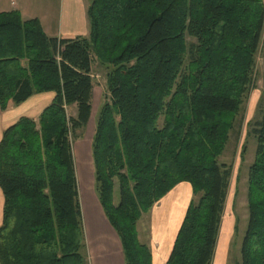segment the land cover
I'll return each instance as SVG.
<instances>
[{
  "label": "trees",
  "instance_id": "16d2710c",
  "mask_svg": "<svg viewBox=\"0 0 264 264\" xmlns=\"http://www.w3.org/2000/svg\"><path fill=\"white\" fill-rule=\"evenodd\" d=\"M87 17L88 36L64 38L0 13L1 111L56 94L0 142V264H87L72 139L92 117L96 62L109 98L92 144L95 191L126 264H153L138 223L181 183L193 197L167 264H213L232 178L219 158L253 86L264 0H91ZM260 113L240 264H264V100Z\"/></svg>",
  "mask_w": 264,
  "mask_h": 264
},
{
  "label": "crops",
  "instance_id": "0c3cea01",
  "mask_svg": "<svg viewBox=\"0 0 264 264\" xmlns=\"http://www.w3.org/2000/svg\"><path fill=\"white\" fill-rule=\"evenodd\" d=\"M60 5L56 4L54 0H0V13L17 10L21 13L24 20L38 18L42 23L44 31L50 37H78L74 35L65 37L60 34V26L62 24H73L78 21L69 6L63 9ZM81 23L83 30L80 33H84L79 36L86 37L90 33V28L87 34L86 24ZM73 33L78 32L71 30L67 34ZM55 97L56 94L50 92L36 94L20 105L11 103L9 109L5 112L0 109V142L4 131L8 127L15 124L21 117L38 119L42 112L52 104ZM88 152L90 155L87 154ZM88 158L91 169L88 167ZM81 163H87L85 167L87 172L92 171L91 149L88 151V149L81 147L77 148L75 159L77 174L79 173L77 165H81ZM192 197L191 185L181 183L149 212L152 214L153 222H151L150 237L148 238L147 245L152 251L153 264H167ZM4 206L5 197L0 188V227L3 225ZM85 211L88 215L85 227L87 255L90 264H126L120 238L106 217L98 198H94L90 208L84 206L83 213ZM233 223L229 220L228 223L224 224V219L222 221L213 264H228L234 232Z\"/></svg>",
  "mask_w": 264,
  "mask_h": 264
},
{
  "label": "rangeland",
  "instance_id": "374dc122",
  "mask_svg": "<svg viewBox=\"0 0 264 264\" xmlns=\"http://www.w3.org/2000/svg\"><path fill=\"white\" fill-rule=\"evenodd\" d=\"M56 4H61L60 7L64 9L66 6L70 7L74 16L78 20L75 23L62 24L60 26V34L67 37L68 35L79 36L83 30V24H86V33L89 32V22L87 17V9L91 0H54ZM59 10V5H58ZM85 19V22H84ZM77 31L78 33L67 34L70 31ZM72 33V32H71ZM107 71L103 67H100L99 63L94 64L93 80L95 84L93 96V110L92 117L89 124L82 130L78 131L73 136V148L74 157L76 159L77 148L91 149L92 156V144L95 137L96 123L98 114L105 103L108 100V88H107ZM107 97V99H106ZM264 100V31L260 43V47L256 56V66L253 76V86L249 98L247 99L241 117L240 126L232 132L230 141L226 147L224 154L219 158L220 164H227L232 166V178L230 182V188L228 192V198L225 206V211L222 218L224 224L229 220L234 224L233 240L231 242V248L228 257V264H240L241 263V247L243 238L248 229L249 214L247 209V189H248V174L249 169L252 166L256 149L257 140L255 136L251 135L252 125L255 120L261 118L260 110L262 109V102ZM68 114L74 116L76 113L75 108H67ZM88 155L89 152L87 153ZM93 161V159H92ZM83 163H85L83 161ZM81 163L77 165L79 167V173L77 174L80 201L82 205V211L84 206L89 208L92 206L94 198H98L95 191V176L93 173L94 166L92 165V171L87 172L86 164ZM83 164V165H82ZM90 161L88 158V167L90 168ZM91 169V168H90ZM119 198L116 185L115 199ZM99 200V199H98ZM104 211V210H103ZM85 213V214H84ZM83 213L84 220V232H85V259L86 263L90 264L89 257L87 255L86 247V219L88 215L86 211ZM106 215V214H105ZM85 217V219H84ZM153 222L152 214L146 213L138 223L139 240L143 244L148 243L150 237V226ZM214 262V261H213Z\"/></svg>",
  "mask_w": 264,
  "mask_h": 264
}]
</instances>
